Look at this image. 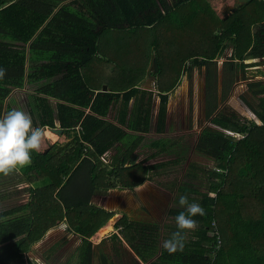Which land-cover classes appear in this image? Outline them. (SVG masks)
I'll return each instance as SVG.
<instances>
[{
	"label": "trees",
	"instance_id": "obj_1",
	"mask_svg": "<svg viewBox=\"0 0 264 264\" xmlns=\"http://www.w3.org/2000/svg\"><path fill=\"white\" fill-rule=\"evenodd\" d=\"M64 1L0 0V68L6 70L0 79V117L13 108L23 110L34 127L59 122L69 138L33 152L31 166L0 175V264H40L30 253L61 222L81 239L77 264H94L96 257L99 264H264V97L256 104L243 97L257 120L233 109L227 101L237 68L234 61L224 64L219 92L216 61L230 39L237 58L264 56V0L241 5L227 20L206 10L200 14L199 0H180L178 10L189 8L181 23L173 11L138 14L157 0ZM198 20L202 25H195ZM151 25L146 49L139 41L125 46L126 65L100 46L107 32ZM180 29H185V42L178 38ZM171 30L173 40L165 43L164 31ZM150 61L160 96L159 133L166 130L169 97L183 72L205 66L208 122L194 150L218 168L208 171L209 183L199 181L197 163L185 174L178 191L200 204L205 215L194 217L198 227L187 233L183 251L171 255L162 243L178 230L176 222L161 225L124 213L116 222L118 231L97 245L90 239L115 215L91 204L94 192L134 189L160 166L146 164L156 153L142 159L136 153L153 130L154 92L141 87ZM116 104L111 120L108 114ZM112 148L115 153L104 160ZM189 150L187 141L177 140L158 152L181 158ZM184 210L170 208L169 215L175 220Z\"/></svg>",
	"mask_w": 264,
	"mask_h": 264
},
{
	"label": "crops",
	"instance_id": "obj_2",
	"mask_svg": "<svg viewBox=\"0 0 264 264\" xmlns=\"http://www.w3.org/2000/svg\"><path fill=\"white\" fill-rule=\"evenodd\" d=\"M70 0H65L64 2H69ZM180 0H157V4L153 5H146L147 8L139 11L138 14H141L143 17H150L153 14H157L158 11L164 13V14H170L173 12H177L179 14L180 23L183 22L187 16V12L189 11L186 6H184V9L178 10L176 7V2H179ZM251 0H199L198 7L196 10H199V13L201 14L204 10L211 13L212 15H215V18L227 20L233 14L235 11L241 6L245 5L246 3L250 2ZM211 8V9H210ZM173 11V12H172ZM214 17V16H213ZM214 20V21H213ZM212 22L217 23L216 19H212ZM183 24V23H182ZM181 25V24H180ZM184 26L187 27V24L184 22ZM193 25V24H192ZM200 25V23L195 24ZM148 28H142L140 26V29L135 31L134 28H125V30H112L110 32H107L104 36L102 35L100 38V46L101 48L114 56V61L121 62V65H126V59L127 57L123 54V52H120V47L122 50H125V46H123V42H120L121 40H127L130 44L132 43V47L134 45V42H141V44H145L144 49H146L147 42V32H154L151 26H147ZM142 28V29H141ZM119 37H117L118 34H120ZM220 32V30H218ZM164 35L166 36L167 40H164L165 43H168L173 40V31H164ZM143 36V37H142ZM145 36V37H144ZM133 37V42H130V38ZM180 41L185 42L186 33L185 29H180L179 37ZM113 40L115 42L113 43ZM146 41V42H145ZM178 41H174L172 43L177 44ZM113 43V44H112ZM138 43V42H137ZM228 47L217 56L216 61L218 62V69H219V92L222 90V79H223V67L224 64L228 61H234L235 67L237 68L235 71L237 73L236 78L234 79L232 90L228 96L229 104L234 108H237L236 110L240 112L242 115L246 116L248 119H256L257 115L252 111V109L248 106V104L243 100V97H247L249 100L250 98H259L264 97V92H262V89L264 88V56H253L250 58H245L244 60L237 58V56H234L235 47L233 45L232 40L230 39L228 42ZM195 47H197V44H194ZM133 51H136V47L132 48ZM251 49V48H249ZM145 51V50H144ZM241 63H244L245 66L242 67ZM115 64V63H114ZM189 64V62H187ZM229 65V64H228ZM240 65V66H237ZM205 66H195L194 69L191 70H185L181 76V91L183 92L182 95H184L188 89L190 88V82L192 80L197 81L201 80L199 78V72L200 70H204L205 74ZM95 69L97 68V65L95 64ZM149 71L147 72L145 78L142 80L141 87L146 88L148 90H153V102H152V108H158L160 104V96L157 94V77L152 73L154 69V63L153 61H150L149 63ZM231 72L228 74L226 79H231ZM191 79V80H190ZM203 81L205 82V75L203 78ZM251 83H258V87L250 88ZM104 85H107L109 89V85L107 83H104ZM202 85V84H201ZM102 86V90H103ZM107 89V90H108ZM205 89V85H204ZM104 91V90H103ZM206 91V90H205ZM256 91H261L256 93ZM181 92V93H182ZM171 94L169 97V103L168 108L172 103ZM206 96V92H205ZM250 97V98H249ZM55 102H57V99H54ZM255 104V103H254ZM157 105V106H156ZM119 104H116L114 107H111L108 118L112 119V112L113 108H115V112L117 113V109ZM169 111V109H168ZM158 112V110H157ZM49 127V126H48ZM50 129L54 128H62L59 125V122H57L56 127H49ZM63 129V128H62ZM150 133V132H148ZM145 134V138L146 135ZM58 138L55 140V142H47V147L44 151L49 149L53 144L56 142L65 143L69 140L67 137V134L64 132L58 133ZM144 138V140H145ZM143 140V141H144ZM42 151V152H44ZM115 153V148L110 149L103 158L104 160L109 161L111 155ZM138 154V150L136 151ZM156 157V156H155ZM155 157H151L149 160L146 161V164L151 163H157L154 159ZM155 170V169H154ZM150 173L149 179H147L143 184L135 187L134 189L126 188V189H119V188H113L109 190H96L94 194L91 197V204L103 207L109 211H115V215L105 224L103 225L90 239L93 242L94 245L101 242V240L104 237H107L111 235L113 232L118 231L116 228V222L123 216L124 213L128 214L130 218L132 219H140L145 221H152V219H148L150 217V211H155V201H154V193L156 192L152 180V172ZM29 184L25 183L23 186H28ZM28 199V196L24 201ZM140 209H143L144 212H142L140 215L142 217H135L136 215H139ZM111 226V229L107 231L104 235H100L101 231ZM67 223L61 222L57 227L50 229L42 241H40L37 245L41 244L40 246H43L42 244L45 241H51V246L55 245L56 243H63L60 247H51L49 249L39 251L38 255L33 256L40 264H77L78 257H79V251L77 250V247L79 246L81 239L74 233L67 231ZM78 241V242H77ZM78 244V245H77ZM36 245V246H37ZM127 247H129L126 244Z\"/></svg>",
	"mask_w": 264,
	"mask_h": 264
},
{
	"label": "rangeland",
	"instance_id": "obj_3",
	"mask_svg": "<svg viewBox=\"0 0 264 264\" xmlns=\"http://www.w3.org/2000/svg\"><path fill=\"white\" fill-rule=\"evenodd\" d=\"M198 21L200 22V25H202V20ZM198 29L200 31L201 26H199ZM114 42L115 40H113V43ZM120 42H123V46L129 43L127 40H121ZM130 42H133V37L130 38ZM169 48H171V46H169ZM123 51L124 50L120 47V52ZM198 77L201 78L202 81L192 80L190 82V88L184 95H182L183 92L180 89L181 84H179L177 88L171 92L172 103L168 108L169 111L167 113L165 132L159 133L155 130L158 108L153 107V130L146 135L145 140L141 143V146L138 149V156L140 159L150 155L151 153H156V157L152 160L160 164V166L152 172V184L156 190L154 195H152L154 196L153 198L155 201V211H150V217L148 219L153 218L152 222L156 221L161 225L175 222L174 218L169 215L170 208H182L177 201L181 195L178 191V187L181 185L185 174L191 169V164L197 163L195 164L197 166L195 170L199 173V181H207V183H209V180L211 179L208 171L218 170V168L214 166V162L211 159L194 150L197 136L201 131L202 126L208 122V120L204 118L206 92L204 89L205 82L203 81L204 70H200ZM257 99L258 98H250V100L255 104L257 103ZM229 100L227 101L228 104ZM233 109L236 110L237 108L234 107ZM115 116L116 112L115 108H113V120ZM177 140L187 141V146L190 148L188 153L183 157L176 158L169 156L164 152H158L162 146ZM25 194L27 197L28 194ZM142 212H144L143 209H140L139 215H136L135 217H142V215H140ZM105 233H107V231ZM105 233H101L100 235H104ZM51 243V241H45L42 244L43 246H40L41 244L37 245L35 247V251H32L30 255L32 254L35 256L39 254V251H46L52 246L57 248L63 244L56 243L51 246ZM105 252H107V250ZM94 264H99V259L97 257L94 259Z\"/></svg>",
	"mask_w": 264,
	"mask_h": 264
},
{
	"label": "clouds",
	"instance_id": "obj_4",
	"mask_svg": "<svg viewBox=\"0 0 264 264\" xmlns=\"http://www.w3.org/2000/svg\"><path fill=\"white\" fill-rule=\"evenodd\" d=\"M6 70L0 68V79ZM56 131L48 126L34 127L30 114L13 108L0 117V175L8 176L33 163L32 153H40L47 147V142H55ZM179 205L184 208L176 217L177 231L164 240L162 248L170 255L183 251L188 232L198 227L194 219L205 215V210L196 202H190L187 194L179 196Z\"/></svg>",
	"mask_w": 264,
	"mask_h": 264
},
{
	"label": "water",
	"instance_id": "obj_5",
	"mask_svg": "<svg viewBox=\"0 0 264 264\" xmlns=\"http://www.w3.org/2000/svg\"><path fill=\"white\" fill-rule=\"evenodd\" d=\"M108 89L107 85L103 86V90L106 91ZM54 131L58 132V133H62L63 129L62 128H54Z\"/></svg>",
	"mask_w": 264,
	"mask_h": 264
},
{
	"label": "bare ground",
	"instance_id": "obj_6",
	"mask_svg": "<svg viewBox=\"0 0 264 264\" xmlns=\"http://www.w3.org/2000/svg\"><path fill=\"white\" fill-rule=\"evenodd\" d=\"M110 229H111V226H108V227L104 228V229L101 231V233L103 234V233H105L106 231H108V230H110Z\"/></svg>",
	"mask_w": 264,
	"mask_h": 264
},
{
	"label": "built area",
	"instance_id": "obj_7",
	"mask_svg": "<svg viewBox=\"0 0 264 264\" xmlns=\"http://www.w3.org/2000/svg\"><path fill=\"white\" fill-rule=\"evenodd\" d=\"M105 159V158H104ZM216 233H218L217 231H216Z\"/></svg>",
	"mask_w": 264,
	"mask_h": 264
}]
</instances>
